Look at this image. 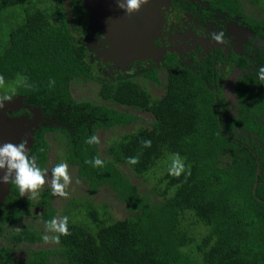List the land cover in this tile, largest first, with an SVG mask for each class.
<instances>
[{
  "label": "trees",
  "instance_id": "trees-1",
  "mask_svg": "<svg viewBox=\"0 0 264 264\" xmlns=\"http://www.w3.org/2000/svg\"><path fill=\"white\" fill-rule=\"evenodd\" d=\"M28 1L0 0V26H10L0 31V89L15 84L18 94L28 95L47 113L58 110L63 115L68 103L77 113L90 114V126L73 117V129L60 136L66 159L78 167L91 194L107 186L128 204L131 214L111 221L89 201V208L83 204L84 212L81 207L71 211L59 228V247L31 249L22 260L13 258V247L0 246V253L11 264H51L48 256L53 253L62 254L65 264H264V81L257 78L251 87L242 83L236 117L225 112L219 116L209 92L180 70L171 73L160 97L133 79H121L101 86V103H79L70 85L92 75L65 14L61 8L41 9ZM108 102L147 110L153 120L114 138L108 156H103L99 128L142 119ZM50 149L47 140L37 138L32 155L40 172L31 175L32 161L27 159L18 180H11L6 205L12 191H20L22 179L39 184ZM166 164L169 168L159 178L164 186L154 187L161 197L157 202L139 193L121 169L125 165L132 175L145 177ZM43 199V220L55 228L50 194ZM18 214L4 211L0 239ZM43 236L41 230L24 227L11 240L15 245L34 244Z\"/></svg>",
  "mask_w": 264,
  "mask_h": 264
},
{
  "label": "flooded vegetation",
  "instance_id": "flooded-vegetation-1",
  "mask_svg": "<svg viewBox=\"0 0 264 264\" xmlns=\"http://www.w3.org/2000/svg\"><path fill=\"white\" fill-rule=\"evenodd\" d=\"M28 3L31 6L37 4L41 9L58 7L64 12L65 20L72 30L73 41L77 37H80L82 41V44H75V42L74 44L79 49L81 48L82 58L87 65V70L92 75V78L80 81H91L97 77L102 86L105 83L121 79H133L145 86L154 97H160L164 93L171 73L180 70L183 77L190 78L191 81L197 83L198 88L202 91L209 92L210 102L215 103L219 116L225 112L227 116L231 117H236L239 114L237 109L241 96L237 90L242 87V83L245 87H251L250 84L257 78L264 81V69H261L262 65L264 66V13L260 15L258 12V10L264 9V0H147L146 5L138 3L139 12L147 13L148 11L150 13V23L154 27V45L151 51L144 54L143 58H131L130 56L128 59L115 52L110 44L112 38L107 36V32L100 26L95 14L86 9L84 0H41V2L29 0ZM43 3H48V5H43ZM142 25H144L143 21ZM3 29L10 30V26H0V31ZM93 68L97 71L96 76ZM230 82L234 83L233 107L229 101L230 97L227 95V86L230 85ZM150 84L154 86L152 89L148 88ZM4 88L0 89V103L14 101L13 106L8 107V113L13 116H27L29 121L36 120L33 144L27 150L24 162L25 165L27 159L32 161L31 170H29L33 176L40 172L37 160L32 155V148L38 137L47 140L51 147L49 139L52 136L57 141L61 135L65 134L66 130L73 129L71 118L80 116L79 124L84 122L90 126L93 123L90 114L77 113L71 104L67 103L65 108L61 109L63 115H58V110L47 113L41 105L29 101L28 95L18 94L15 84ZM37 108H40L39 112L35 111ZM132 109L136 111H133L135 113L139 112L140 114L141 111L150 114L147 110ZM261 116L264 119V112L261 113ZM21 139L23 140V138ZM23 150L21 141L20 152ZM68 163L70 162L68 161ZM44 168L41 169L40 178ZM40 178L37 186L40 185ZM15 180H18V177ZM22 180V182H18V186L27 180L34 184L29 178ZM43 194L45 192H40L38 200L32 201L24 197L21 191L13 190L10 204L6 205V199L11 195L10 189L1 206L0 226L4 221L5 210H7V215L19 214L15 217V223L6 224L4 232L18 226L21 218L25 216H35L38 213V217L43 220V213L46 209ZM13 195L16 198H13ZM43 223L45 224L44 220ZM63 225L64 223L59 227L55 225V228L49 229L57 228L59 230ZM13 233L14 231L8 236L9 243H3L4 233L0 239V246L13 247L12 256L18 245H15L11 240ZM57 233L54 234V237H57ZM37 249L44 248L34 247V250ZM55 254L60 256L61 264H65V258L60 253L50 254L48 256L50 263L57 264L52 261ZM27 257H29V252ZM8 263L11 264L0 253V264Z\"/></svg>",
  "mask_w": 264,
  "mask_h": 264
},
{
  "label": "rangeland",
  "instance_id": "rangeland-1",
  "mask_svg": "<svg viewBox=\"0 0 264 264\" xmlns=\"http://www.w3.org/2000/svg\"><path fill=\"white\" fill-rule=\"evenodd\" d=\"M38 1L41 2V0ZM44 4L48 5V3H43V5ZM258 12L260 15H262L264 13V9L258 10ZM74 42L75 44H82L80 37L74 39ZM93 70L96 76L97 71H95L94 68ZM100 84L101 83L96 77V79L91 81L73 82L70 85V89L73 97L78 102L89 100L94 103H101L102 100L99 96V90L101 88ZM4 87L7 88L9 85H4ZM153 87L154 86L150 84L148 88L152 89ZM108 104L115 106L119 110L135 111L127 106L124 107L122 105L109 102ZM137 113L139 114V112ZM139 115L142 116V119L128 126L111 127L108 129L99 128L97 131L99 153L103 156H108L106 149L114 138L119 137L125 132H129L131 129L146 125L149 126L151 124V121L153 120V116L151 114L140 111ZM49 141L51 144V151L49 154V160L45 164L43 175L40 178V185L37 186L30 182V180H27L20 184L19 188L22 195L31 199L32 201H37L40 196V192L42 191L50 194L52 207L56 210L54 215L56 227H59L61 224H63L69 218L70 212L76 211V208L81 207L83 211V204L86 205L85 209L89 208V201L92 203L91 205L99 209L100 215L102 217H105L111 221L125 219L130 216L131 212L129 211L128 204L123 202L111 188L102 186L97 192L91 195L87 181L81 180L78 177L77 167L68 163L66 159V145L63 143V141H56L53 136L51 139H49ZM168 168L169 166L166 164L164 168H160L159 172L143 177L132 175V172L128 166H121L123 174L129 178L130 182L135 187H137L139 193L147 195L155 202L161 200V197L157 195L155 189L164 186L165 183L160 182L159 178ZM154 187L156 188L154 189ZM38 216V213L35 216H25L24 218H21L18 226L7 230L6 233L4 232L2 238L4 244L10 242L8 236L11 232L19 231L23 227L39 229L44 234L45 239L42 242L36 244H29L26 242L18 244L13 253V258L15 260H22L26 258L28 256V252L31 249H34V247L44 249L59 247L60 244L58 239L57 237H54V234L58 231L57 228L54 230L49 229L43 223V220ZM81 218L85 222L88 221L90 224H92V220H90L89 217L82 215ZM189 222L191 223V220H189ZM193 226L195 225L193 224ZM198 229L201 230L200 228ZM57 256L59 255H53L52 261H55L57 264H61L62 260L60 256Z\"/></svg>",
  "mask_w": 264,
  "mask_h": 264
},
{
  "label": "water",
  "instance_id": "water-1",
  "mask_svg": "<svg viewBox=\"0 0 264 264\" xmlns=\"http://www.w3.org/2000/svg\"><path fill=\"white\" fill-rule=\"evenodd\" d=\"M84 1L86 9L95 14L107 36L112 38L110 44L119 56L143 58L147 51L152 50L154 27L150 23V13L139 12L137 5H146L147 0ZM233 90L234 83L230 82L227 95L232 107L235 100L232 98ZM13 102L0 103V212L10 192L11 180L17 178L24 165L26 152L33 144L34 126H37L35 119L29 121L27 116L9 114L8 107L13 106ZM38 110L40 108L35 111ZM21 141L24 150L20 152Z\"/></svg>",
  "mask_w": 264,
  "mask_h": 264
}]
</instances>
